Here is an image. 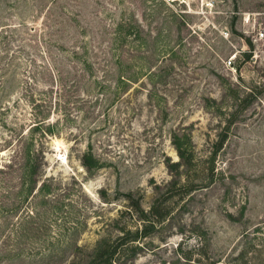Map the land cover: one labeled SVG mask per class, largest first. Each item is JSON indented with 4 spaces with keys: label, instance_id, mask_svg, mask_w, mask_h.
Segmentation results:
<instances>
[{
    "label": "rangeland",
    "instance_id": "1",
    "mask_svg": "<svg viewBox=\"0 0 264 264\" xmlns=\"http://www.w3.org/2000/svg\"><path fill=\"white\" fill-rule=\"evenodd\" d=\"M260 14L0 0V264H264Z\"/></svg>",
    "mask_w": 264,
    "mask_h": 264
},
{
    "label": "built area",
    "instance_id": "2",
    "mask_svg": "<svg viewBox=\"0 0 264 264\" xmlns=\"http://www.w3.org/2000/svg\"><path fill=\"white\" fill-rule=\"evenodd\" d=\"M256 24L254 29L250 32L251 39L254 44V48L250 50V53L253 54L252 59L257 60L259 58V54L264 53V14L259 16L256 19ZM237 58V54L232 56L226 62L228 67H233L235 65V60Z\"/></svg>",
    "mask_w": 264,
    "mask_h": 264
},
{
    "label": "trees",
    "instance_id": "3",
    "mask_svg": "<svg viewBox=\"0 0 264 264\" xmlns=\"http://www.w3.org/2000/svg\"><path fill=\"white\" fill-rule=\"evenodd\" d=\"M179 154H180V157L182 158L183 157V153L180 151Z\"/></svg>",
    "mask_w": 264,
    "mask_h": 264
}]
</instances>
